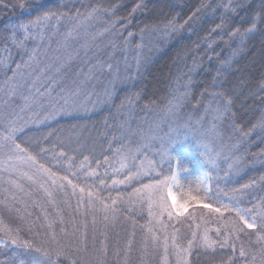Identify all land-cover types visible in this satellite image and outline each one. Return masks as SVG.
I'll list each match as a JSON object with an SVG mask.
<instances>
[{
	"label": "trees",
	"instance_id": "trees-1",
	"mask_svg": "<svg viewBox=\"0 0 264 264\" xmlns=\"http://www.w3.org/2000/svg\"><path fill=\"white\" fill-rule=\"evenodd\" d=\"M88 14L101 16L119 41L135 43L150 30H176L149 54L135 77L115 87L108 102L96 105L90 113L60 118L17 136L16 145L39 167L60 179L65 188L78 190L82 205L81 212L65 210L67 201L59 199L58 212L51 211L47 219L41 211H34L35 220L30 221L21 215L8 216L10 220L5 221L12 232L29 237L15 243L23 251L34 243L36 249L30 248L28 255L33 261L38 253L45 256L48 262L42 264H164L169 243L171 247L190 242L189 264L200 255L208 264L219 258L218 264H236L239 251L221 244L198 247L194 233L199 220L212 226L207 228L211 231L223 217L236 230V245L254 248L264 240V0H0V74L5 71L12 76L18 60L7 67L5 58L25 44L28 35L33 44L45 24ZM176 102L191 114L193 127L211 120L208 112L221 111L223 130L239 139L240 152L251 165L234 179L209 169L210 188L197 194L202 205L192 204L183 215L163 214L165 229L151 230L149 215L139 206L141 200H135V191L167 180L174 163L182 166L188 161L194 168L204 157L192 141L184 142L180 135L174 143L167 142L173 156L161 170L156 166L155 175L134 176L139 165L133 159L118 174L116 159L130 148H126L124 133L128 119H134L132 128L136 129L154 126L159 118L156 124L160 126L152 136L153 143L162 141L168 124L159 116L166 115ZM180 145L195 157L178 154L175 148ZM151 156V148L143 150V159ZM261 156L262 160L255 159ZM179 176L183 187L194 186L193 175L179 169ZM117 198L123 202L115 203ZM89 201L95 205L94 223L87 213L84 217ZM236 205L256 220V227L243 223ZM113 213L115 218H111ZM122 238L128 242L125 253L118 247ZM10 252L0 245V264L18 263L10 261Z\"/></svg>",
	"mask_w": 264,
	"mask_h": 264
},
{
	"label": "rangeland",
	"instance_id": "rangeland-1",
	"mask_svg": "<svg viewBox=\"0 0 264 264\" xmlns=\"http://www.w3.org/2000/svg\"><path fill=\"white\" fill-rule=\"evenodd\" d=\"M110 28L111 26H108L101 16L95 14L48 23L42 26L33 44L29 43L32 38L28 35L25 38L26 43L20 45L22 48L19 47L10 58L9 55L5 58L4 65L7 67H13L14 60L18 61L14 62L12 76H7L5 71L0 74V245L11 250L9 259L10 261L17 259V264L26 262L42 264L48 261L40 253L35 261L31 260L28 254L30 248L33 249L32 242L24 251L20 250V246L15 243L17 239L25 241L29 237L27 234L24 236L13 233L5 221L6 218L7 222L10 220L8 216L21 215L30 221L35 220L34 211H41L47 219L51 211L54 210L55 214L58 212L57 205L58 207L61 205L59 199L67 201L65 210L76 209L80 212L82 202L79 203L78 190L65 188L60 179L39 167L14 140L29 128L48 125L68 116L90 113L96 105L108 102L115 87L125 85L130 78L135 77L149 54L156 51L159 44L167 42L176 30L165 28L157 31L158 34L155 30H150L142 34L135 43H131L125 39L119 41L118 34L110 33ZM208 114L211 115V120L208 119L206 124L200 123L193 127L190 123L191 114L188 116L184 107L176 102L166 115L159 116L167 120L168 124V129L166 128L168 131L162 136L164 142L156 139L153 143L152 134L158 129L157 126H160L156 124L160 122L159 118L153 121L156 123L151 127L133 129L132 118L128 119L129 126L125 124L126 148H130L116 159L115 169L118 174L125 172L132 162L130 160L133 159L139 165L134 176L155 175L156 166L161 170L166 161L170 162L173 156L170 143L167 142L174 143L177 140L176 136L180 135L184 142L192 141L204 157L203 161L198 160L194 168L188 161L182 163V166L174 163L167 180L152 182L135 191V200H141L142 204L139 206L149 215L151 230L165 229L163 214H170L171 211L183 215L192 204L202 205L197 194L204 188L207 190L210 188L209 169L215 170L218 175L234 179L244 174L251 165L245 162L246 159L240 152L239 139L223 130L221 111L212 110ZM149 139L152 140L151 144ZM150 148L154 155L151 157L154 158L143 159V150L148 151ZM176 148L178 154L195 157L183 145ZM261 158L263 156L255 159L260 161ZM255 159L252 165L256 163ZM179 169H182L185 175H193L194 186L185 188L181 185ZM125 182L128 183L127 180ZM117 184L119 185V182ZM197 199L199 201L195 203ZM117 200L115 203L123 202L119 198ZM89 205L90 209L87 208L84 217L86 218L87 213L90 222L94 223L92 214L94 202L89 201ZM204 205L209 208V205ZM238 207L237 210L242 213L243 223L250 228L256 227V220L247 211ZM82 209L84 211V208ZM115 217L113 213L111 218ZM219 219L221 221L219 224L217 222L211 231L209 229L212 226H207L205 221L199 220L194 233V239L199 240L198 247L210 248V244L233 247V250L239 251L241 255L240 261L238 259L236 264H264V240L260 239L259 246L249 247L251 249L236 245L235 228H231L235 231L234 234L226 225L224 218ZM120 224L122 221L117 225ZM229 224L235 226L234 222ZM163 234L167 237L166 233ZM125 239L120 240L118 246L122 248L120 253H125L124 249L128 243ZM192 247L191 242L173 244L171 247L169 243L164 250V264H189ZM43 251L45 252L44 249ZM213 260H216L213 264L221 262L220 258ZM205 261L206 258L200 255L193 260V264H208Z\"/></svg>",
	"mask_w": 264,
	"mask_h": 264
}]
</instances>
